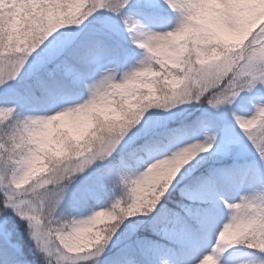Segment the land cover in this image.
Here are the masks:
<instances>
[{"label":"snow or ice","instance_id":"1","mask_svg":"<svg viewBox=\"0 0 264 264\" xmlns=\"http://www.w3.org/2000/svg\"><path fill=\"white\" fill-rule=\"evenodd\" d=\"M0 264H264V0H0Z\"/></svg>","mask_w":264,"mask_h":264}]
</instances>
